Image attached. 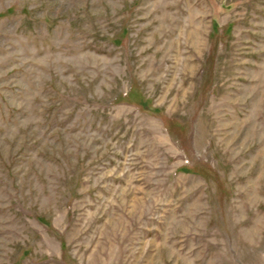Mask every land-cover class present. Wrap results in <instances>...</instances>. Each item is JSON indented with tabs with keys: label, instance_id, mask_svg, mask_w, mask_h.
<instances>
[{
	"label": "rangeland",
	"instance_id": "obj_1",
	"mask_svg": "<svg viewBox=\"0 0 264 264\" xmlns=\"http://www.w3.org/2000/svg\"><path fill=\"white\" fill-rule=\"evenodd\" d=\"M0 264H264V0H0Z\"/></svg>",
	"mask_w": 264,
	"mask_h": 264
}]
</instances>
